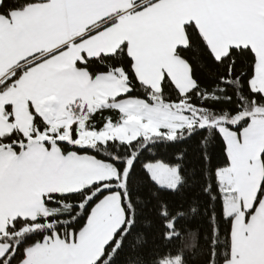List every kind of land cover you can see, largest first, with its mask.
I'll return each mask as SVG.
<instances>
[{
	"label": "snow or ice",
	"instance_id": "1",
	"mask_svg": "<svg viewBox=\"0 0 264 264\" xmlns=\"http://www.w3.org/2000/svg\"><path fill=\"white\" fill-rule=\"evenodd\" d=\"M241 164L264 170V0H0V264H187L201 214L204 264H264Z\"/></svg>",
	"mask_w": 264,
	"mask_h": 264
},
{
	"label": "trees",
	"instance_id": "2",
	"mask_svg": "<svg viewBox=\"0 0 264 264\" xmlns=\"http://www.w3.org/2000/svg\"><path fill=\"white\" fill-rule=\"evenodd\" d=\"M189 55L192 56L194 60L199 58V53L197 51L189 53ZM191 146L195 149V142H192ZM215 156L218 161L222 160V153L218 146L215 151ZM184 227L185 231L183 236L179 241L175 242L173 250L186 257L187 264H204L205 257L208 253L207 244L210 235L207 217L201 214L194 218H190L189 221L184 224ZM149 231L152 241L156 244V248L163 251V242L160 241V232L162 229L159 225H156L154 229Z\"/></svg>",
	"mask_w": 264,
	"mask_h": 264
},
{
	"label": "crops",
	"instance_id": "3",
	"mask_svg": "<svg viewBox=\"0 0 264 264\" xmlns=\"http://www.w3.org/2000/svg\"><path fill=\"white\" fill-rule=\"evenodd\" d=\"M170 38L182 39V35L176 34ZM153 44L155 46L159 45L158 37L153 41ZM101 46L110 47V44H103ZM247 173H248V169L243 164H241L240 167L237 169V175L240 179L241 184L245 188V191L247 192L249 199H251V197L254 195L255 192L254 184L258 181V179L263 178L264 172L262 169L257 168L253 171V175L251 177H249Z\"/></svg>",
	"mask_w": 264,
	"mask_h": 264
},
{
	"label": "rangeland",
	"instance_id": "4",
	"mask_svg": "<svg viewBox=\"0 0 264 264\" xmlns=\"http://www.w3.org/2000/svg\"><path fill=\"white\" fill-rule=\"evenodd\" d=\"M264 174V173H263Z\"/></svg>",
	"mask_w": 264,
	"mask_h": 264
}]
</instances>
